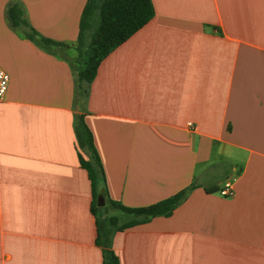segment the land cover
I'll list each match as a JSON object with an SVG mask.
<instances>
[{
  "label": "crops",
  "instance_id": "1",
  "mask_svg": "<svg viewBox=\"0 0 264 264\" xmlns=\"http://www.w3.org/2000/svg\"><path fill=\"white\" fill-rule=\"evenodd\" d=\"M86 1L0 0V69L9 76L0 264L102 263L78 115L107 198L140 207L187 189L169 215L114 233L119 264H264V0H151L152 18L76 97L70 62ZM13 4L63 45L29 39L10 23ZM226 178L227 197L218 192Z\"/></svg>",
  "mask_w": 264,
  "mask_h": 264
},
{
  "label": "trees",
  "instance_id": "2",
  "mask_svg": "<svg viewBox=\"0 0 264 264\" xmlns=\"http://www.w3.org/2000/svg\"><path fill=\"white\" fill-rule=\"evenodd\" d=\"M10 23L22 29L24 34L40 47L56 50L61 42L41 36L24 19L22 10L16 4L7 9ZM154 15L151 0H87L82 10L77 41L76 57L70 65L75 72L78 87L76 97L83 95L81 82H90L95 76L101 60L117 45L126 40L132 33L147 23ZM76 142L79 148L78 160L86 169L92 188V211L95 215V243L101 248V264H119L112 248V237L116 231L146 222L152 217L169 215L173 208L184 197L187 189H182L172 196L158 200L152 204L129 207L119 201L109 199L98 190L103 179V170L94 146L92 132L83 115H78L74 123ZM86 152V159L83 153ZM103 205L97 204V196ZM109 207L113 212L104 210Z\"/></svg>",
  "mask_w": 264,
  "mask_h": 264
},
{
  "label": "built area",
  "instance_id": "3",
  "mask_svg": "<svg viewBox=\"0 0 264 264\" xmlns=\"http://www.w3.org/2000/svg\"><path fill=\"white\" fill-rule=\"evenodd\" d=\"M8 80H9V76L7 72L0 69V100H2L4 97V94L6 92V88L8 85ZM218 192L222 196H226V197L232 196L234 193L233 186H232V179L226 178L224 182L222 183Z\"/></svg>",
  "mask_w": 264,
  "mask_h": 264
},
{
  "label": "rangeland",
  "instance_id": "4",
  "mask_svg": "<svg viewBox=\"0 0 264 264\" xmlns=\"http://www.w3.org/2000/svg\"><path fill=\"white\" fill-rule=\"evenodd\" d=\"M81 96V95H80ZM80 96H78V97H80ZM84 155H85V152L83 153ZM87 154V153H86ZM88 156V155H87ZM103 205V203L100 205V206H102ZM104 210L105 211H108L109 213L110 212H113V210H111V209H109V207H104Z\"/></svg>",
  "mask_w": 264,
  "mask_h": 264
},
{
  "label": "water",
  "instance_id": "5",
  "mask_svg": "<svg viewBox=\"0 0 264 264\" xmlns=\"http://www.w3.org/2000/svg\"><path fill=\"white\" fill-rule=\"evenodd\" d=\"M100 195L97 196V204L101 205L103 203V201L100 199Z\"/></svg>",
  "mask_w": 264,
  "mask_h": 264
}]
</instances>
